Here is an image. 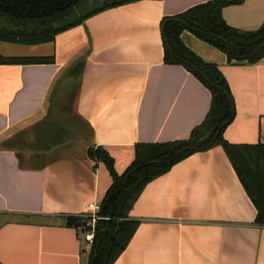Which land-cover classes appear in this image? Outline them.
I'll return each instance as SVG.
<instances>
[{
    "label": "crops",
    "instance_id": "1",
    "mask_svg": "<svg viewBox=\"0 0 264 264\" xmlns=\"http://www.w3.org/2000/svg\"><path fill=\"white\" fill-rule=\"evenodd\" d=\"M207 1L111 7L53 41L12 43L20 52L4 53L52 60L0 64V264H87L89 250L69 218L101 203L112 184L88 149H107L122 173L137 143L187 139L202 123L211 90L186 65L164 61L162 22ZM223 15L235 28L257 30L264 0L229 5ZM181 38L230 88L235 117L224 138L264 143V57L230 62L190 30ZM129 217L139 225L113 264H264V225L221 145L148 182Z\"/></svg>",
    "mask_w": 264,
    "mask_h": 264
},
{
    "label": "trees",
    "instance_id": "2",
    "mask_svg": "<svg viewBox=\"0 0 264 264\" xmlns=\"http://www.w3.org/2000/svg\"><path fill=\"white\" fill-rule=\"evenodd\" d=\"M95 1L0 0V18L10 24V28L0 27V41L22 45L47 43L97 12L140 0H103L99 6L71 20L82 4ZM244 1L209 0L163 19L164 61L182 63L194 72L210 88L211 106L205 119L187 139L137 143L135 158L122 174L117 172L114 158L104 147L88 149L90 158L105 164L112 184L101 201V212L108 219L97 225L87 264H113L126 249L139 225L129 217V212L148 182L186 157L216 145L224 147L257 209L256 222L264 225V143L233 144L224 138L226 127L235 117L230 88L217 65L203 60L181 38L183 31L190 30L226 53L230 62H258L264 57V23L257 30L245 31L228 24L223 15L225 7ZM51 60L52 57L6 56L0 52V64ZM69 222L79 227L82 218L71 217Z\"/></svg>",
    "mask_w": 264,
    "mask_h": 264
},
{
    "label": "built area",
    "instance_id": "3",
    "mask_svg": "<svg viewBox=\"0 0 264 264\" xmlns=\"http://www.w3.org/2000/svg\"><path fill=\"white\" fill-rule=\"evenodd\" d=\"M101 210V203L93 201L87 205L85 211L79 216L82 218V223L78 227L79 238L83 241L86 250L90 251L92 247L99 221L108 219L102 214Z\"/></svg>",
    "mask_w": 264,
    "mask_h": 264
},
{
    "label": "rangeland",
    "instance_id": "4",
    "mask_svg": "<svg viewBox=\"0 0 264 264\" xmlns=\"http://www.w3.org/2000/svg\"><path fill=\"white\" fill-rule=\"evenodd\" d=\"M101 4V0H96L95 1V3H93V2H90V3H84V4H82L79 8H78V10L76 11V13H75V15L73 16V17H71V20H75V19H77V18H79L80 16H81V14H83V13H85L87 10H89V9H92V8H94V7H97V6H99ZM70 20V21H71ZM0 27H7V28H10V24L9 23H7L6 22V20L4 19V18H0ZM2 45L4 46V49H2ZM2 49V51H0L3 55H4V53H6V54H10V53H8V51L9 50H12V52H15V53H19L20 51L16 48V46H14L12 43H7V42H2V41H0V50ZM12 54V53H11ZM14 54V53H13ZM75 123H76V125H77V127L79 128V130L80 131H78V132H80V134L83 136V137H87V136H89V134H90V131H89V129H88V127L83 123V122H78L77 120L75 121ZM91 148H93L94 150H96L97 149V147H94V146H92ZM107 150V149H106ZM108 151V150H107ZM108 153L111 155V153L108 151ZM112 156V155H111ZM113 157V156H112ZM114 158V157H113ZM94 160V159H93ZM115 160V159H114ZM97 163H102V164H104L102 161H98V160H95ZM133 162V161H132ZM132 164V163H131ZM130 164V165H131ZM105 165V164H104ZM129 165V166H130ZM128 166V167H129ZM116 167V166H115ZM127 167V168H128ZM126 168V169H127ZM118 172V171H117ZM124 172H125V170H124ZM119 173V172H118ZM123 173V172H122ZM122 173H120V174H122Z\"/></svg>",
    "mask_w": 264,
    "mask_h": 264
},
{
    "label": "water",
    "instance_id": "5",
    "mask_svg": "<svg viewBox=\"0 0 264 264\" xmlns=\"http://www.w3.org/2000/svg\"><path fill=\"white\" fill-rule=\"evenodd\" d=\"M101 1H103V0H101ZM204 139V138H203Z\"/></svg>",
    "mask_w": 264,
    "mask_h": 264
}]
</instances>
